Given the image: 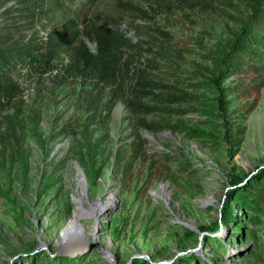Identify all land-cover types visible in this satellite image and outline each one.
Returning a JSON list of instances; mask_svg holds the SVG:
<instances>
[{
	"label": "rangeland",
	"instance_id": "obj_1",
	"mask_svg": "<svg viewBox=\"0 0 264 264\" xmlns=\"http://www.w3.org/2000/svg\"><path fill=\"white\" fill-rule=\"evenodd\" d=\"M248 1L190 0L191 6L135 20L149 49L142 57L156 63L147 71L190 96L173 105L178 113L150 116L179 129L142 130L143 153L131 164V116L121 102L104 127L90 125L80 87L51 82L57 69H29L17 77L23 100L18 138L0 145V264L258 261L264 206L249 205L246 191L264 182V87L245 96L252 83L245 74L212 82L214 56L233 37ZM76 3L46 0L32 27L19 18L17 29L27 40L68 17L106 23L116 13L112 0H80L73 8ZM16 7V0H0L1 24L12 22L4 12L16 15ZM253 97L256 105L247 112ZM12 112L4 103L1 129L2 116ZM75 166L89 201L107 206L102 211L94 213L85 202L88 212L78 214L82 190ZM73 220L86 230L80 240L62 236Z\"/></svg>",
	"mask_w": 264,
	"mask_h": 264
},
{
	"label": "trees",
	"instance_id": "obj_2",
	"mask_svg": "<svg viewBox=\"0 0 264 264\" xmlns=\"http://www.w3.org/2000/svg\"><path fill=\"white\" fill-rule=\"evenodd\" d=\"M16 1L19 7L15 11L19 13L12 15L14 10L5 11L6 18L12 22L0 23V111L4 103L13 108L12 113L2 116L6 126L0 128V145L18 138L16 118L23 100L17 77L29 69L42 73L57 69L50 77L52 83L78 85L80 105L90 125L104 127L114 106L121 102L131 116L130 164L143 153L142 130L157 133L164 129H179L150 116H158V112L178 113L173 105L190 94L147 71V67L156 68V63L142 57L143 51L149 49L139 37L143 29L135 20L146 21L153 11L167 12L182 4L191 6L190 0H112L116 13L106 23L86 17L80 20L68 17L43 35L27 40L17 29L16 19L25 18L27 28L32 27L42 12L45 13L46 0ZM247 7L233 37L214 56L218 69L212 82L219 75L245 74L252 80L244 88L245 96H257L264 87V0H249ZM123 23L127 28L121 31ZM131 30H134L131 38H126ZM85 40L98 43L97 55L89 52ZM256 102L257 98L253 97L247 112ZM256 183L246 191L249 205L254 208H258L257 203L264 206V182L261 179ZM263 255L254 264L264 262Z\"/></svg>",
	"mask_w": 264,
	"mask_h": 264
},
{
	"label": "bare ground",
	"instance_id": "obj_3",
	"mask_svg": "<svg viewBox=\"0 0 264 264\" xmlns=\"http://www.w3.org/2000/svg\"><path fill=\"white\" fill-rule=\"evenodd\" d=\"M80 169V168H79ZM79 179H80V189L82 190L81 196L77 198V206H78V214L80 213H87L88 211L85 209L84 203H88L91 207V210L94 211V213L97 212L98 208H100V211H102L104 208H106V205H96L89 201L88 197L86 196L87 191V184L85 181V178L83 176L82 171H78ZM85 197V198H84ZM70 233H73L75 235H78V239H82L81 237H85L87 235L86 230L83 226L79 225V223L76 220L71 221V223L68 225V227L63 231L62 236L63 238H66V236H69ZM82 244H76V246H79ZM73 250V249H72ZM105 254L110 256L107 252Z\"/></svg>",
	"mask_w": 264,
	"mask_h": 264
},
{
	"label": "clouds",
	"instance_id": "obj_4",
	"mask_svg": "<svg viewBox=\"0 0 264 264\" xmlns=\"http://www.w3.org/2000/svg\"><path fill=\"white\" fill-rule=\"evenodd\" d=\"M79 4H80V0H77V3L72 5L73 8H77L79 7ZM127 28V24L126 23H123L121 25V31H124L125 29ZM134 30H131L127 33V36L126 38H131L132 34H133ZM133 43L136 42L135 39L132 40ZM85 44H86V47L88 48L89 52L92 54V55H97L98 54V43L95 42V41H87L85 40Z\"/></svg>",
	"mask_w": 264,
	"mask_h": 264
},
{
	"label": "water",
	"instance_id": "obj_5",
	"mask_svg": "<svg viewBox=\"0 0 264 264\" xmlns=\"http://www.w3.org/2000/svg\"><path fill=\"white\" fill-rule=\"evenodd\" d=\"M75 169H76L77 172L80 171L78 166H75Z\"/></svg>",
	"mask_w": 264,
	"mask_h": 264
}]
</instances>
